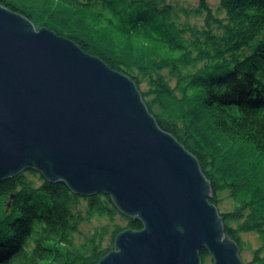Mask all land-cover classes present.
I'll return each mask as SVG.
<instances>
[{
  "label": "trees",
  "instance_id": "trees-1",
  "mask_svg": "<svg viewBox=\"0 0 264 264\" xmlns=\"http://www.w3.org/2000/svg\"><path fill=\"white\" fill-rule=\"evenodd\" d=\"M0 5L72 40L138 88L145 79L147 107L198 159L211 183L210 202L218 206L225 192L234 202L232 211L221 212L227 236L242 249V234H257L262 248L250 264H264V0H220L216 9L200 0L182 10L201 25L180 24L178 8L167 0H0ZM166 68L176 77L183 104L178 113L168 110L169 116L159 102L173 90L155 73ZM81 201L89 217L113 219L119 212L111 196L78 195L35 170L0 183V264H99L111 250H102L96 236L76 246L84 216L74 209ZM126 219V229H143L139 219ZM124 230L116 226L114 237ZM209 256L202 250L203 261Z\"/></svg>",
  "mask_w": 264,
  "mask_h": 264
},
{
  "label": "water",
  "instance_id": "water-1",
  "mask_svg": "<svg viewBox=\"0 0 264 264\" xmlns=\"http://www.w3.org/2000/svg\"><path fill=\"white\" fill-rule=\"evenodd\" d=\"M26 170L143 223L99 264H244L201 165L135 81L0 5V183Z\"/></svg>",
  "mask_w": 264,
  "mask_h": 264
},
{
  "label": "rangeland",
  "instance_id": "rangeland-1",
  "mask_svg": "<svg viewBox=\"0 0 264 264\" xmlns=\"http://www.w3.org/2000/svg\"><path fill=\"white\" fill-rule=\"evenodd\" d=\"M199 1L200 0H167L168 3L173 4L178 8L181 17L180 24L184 25L203 24V21L198 18L182 14V10L190 11L194 9L198 5ZM209 1L214 9L219 6L220 0ZM39 29L41 28H37V30ZM200 66L201 64H198L197 68H199ZM133 71L135 75H139L137 70ZM155 73L161 75L165 82L168 84V86L173 90V94L168 97H165L161 102H159L161 106H163V108L165 109L164 114L169 116L170 113H178L181 110L183 104L181 102L180 94L178 92H175V87L177 85L176 77L172 75L171 70L168 68L162 69L161 71ZM138 89L141 93L142 91H146L148 89L145 79H143V82L141 83V86ZM160 104H156L155 106V109L158 112H162ZM170 118L175 119L171 115ZM234 206V202L229 197L227 192L218 195L217 208L219 209L220 213L232 211ZM74 210L77 214L84 216V219L80 222V231L76 235V246L82 245L87 238H93L94 236H96L97 241L100 243L99 245L102 250L109 249L112 251L116 249L115 241L117 237H114V231L116 229V226H121L122 228H125V230H127V216H124L119 211L118 213H116L113 219L109 217L100 216L89 217L87 215L88 207L85 201L79 202ZM242 240L244 244L242 249L240 248V256L244 264H250L253 261L254 252L262 248V241L260 240L259 236L255 233L242 234ZM261 256L264 257V249L261 253ZM202 262L203 264H215L214 259L211 255L205 261L202 260Z\"/></svg>",
  "mask_w": 264,
  "mask_h": 264
}]
</instances>
